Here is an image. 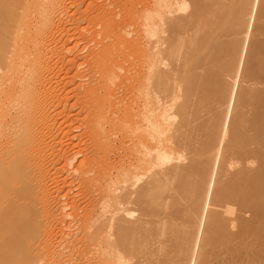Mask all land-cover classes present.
Here are the masks:
<instances>
[{
  "label": "bare ground",
  "instance_id": "bare-ground-1",
  "mask_svg": "<svg viewBox=\"0 0 264 264\" xmlns=\"http://www.w3.org/2000/svg\"><path fill=\"white\" fill-rule=\"evenodd\" d=\"M65 4L66 0H0V264H35L38 255L35 257L33 250L37 244L29 242L30 237L38 230L35 226L42 214L57 210L48 184L53 176L47 180L52 171L49 161L56 170L54 175H70L72 167L68 166L77 159L76 154L81 155V149L75 151L80 144L72 146L74 151L71 144L68 149L75 154H67L66 135L57 141L60 130L56 122L49 123L57 110L41 102L45 92L41 97L37 94L40 100L35 98V86L40 87L43 78L41 69L37 77V67L45 68L43 64L56 51L62 33L57 31L60 36L56 37L55 30L68 13ZM88 8L92 9L91 5ZM134 10L132 79L119 86L117 111L101 105L98 127L87 130L91 132L87 138L99 148L95 156L102 160L97 163L94 150H86L92 151L88 157H94L99 167L93 168L94 162L92 168L87 166L85 152L82 156L87 159L81 156L73 170L82 188L77 191L80 198L78 193L73 198L75 202L84 198L85 202L81 201L86 205L80 206L84 214L82 209L76 210L79 206L72 203L74 199L71 205V199H65L68 206L63 202L78 211L74 213L78 227L70 233L77 243L68 249L54 241V245L48 241L50 246L45 248L39 244V257L42 252L70 256L69 264L74 263L71 258L79 257L74 264H264V0H146L142 8ZM107 12L98 11L94 17H107ZM116 25L113 16L103 28L105 39L112 37ZM51 36L53 42L47 45L54 43L55 47H45L53 51L48 56L41 45ZM104 56L99 53L89 69H102ZM69 57L65 60L74 62ZM49 69L46 72H52L53 67ZM100 73L89 76V80L102 85L99 82L105 77ZM40 85V90L47 89L48 84L45 90L42 82ZM47 94L45 98L51 96ZM66 143L69 147L70 142ZM63 158L65 164L61 166ZM68 176L61 177L62 182L55 181L57 189L60 184L64 187L74 182L75 178L68 182ZM59 195V199L66 197ZM54 215L58 214L49 218L56 219ZM54 219L52 224L59 220ZM53 228L42 232L50 240L56 234Z\"/></svg>",
  "mask_w": 264,
  "mask_h": 264
},
{
  "label": "rangeland",
  "instance_id": "rangeland-1",
  "mask_svg": "<svg viewBox=\"0 0 264 264\" xmlns=\"http://www.w3.org/2000/svg\"><path fill=\"white\" fill-rule=\"evenodd\" d=\"M69 1V4L67 3ZM120 1V2H119ZM143 1L145 2L146 0H66V4H67V11H68V13L66 14V13H64V15L61 17L62 19H64V20H62L63 22L61 23V22H59V23H57V26L59 27V25H60V29H62V26H64L63 28L64 29H62V30H59V28L57 27V29L55 30L56 32H55V35L59 32L60 33V35H61V33H62V36H60L59 35V33L56 35V37H58V36H60V37H58L59 39L57 40V42L58 43H61V44H59L58 45V43H56V47H55V44L53 45H51L50 44V46L49 47H55L56 48V51H54V55H53V51H52V49L50 48V50H48L47 48H49L48 47V45H49V43L48 42H53L52 41V36L51 37H49L50 39H47V42L46 43H44V45H41L42 47H44V48H42L41 47V49H43V53H45L46 54V52H49L50 54L48 55V56H50L51 54L54 56H50L49 58H51L50 60H48L47 59V62L50 64L52 61H53V59H56V61L54 60L53 61V64L51 63V65H49L48 63H46V64H43V65H45L46 67L45 68H47L48 66H50L48 69H49V71L51 70V66L53 67V69H52V72L51 73H53L54 74V72L56 73V74H54V76H53V74L51 75L50 74V72H46V70H48V69H46L45 70V68H44V66H41L42 68H44L43 70H42V68L40 67H37V69H39V71L37 70V73L39 72L40 73V69H41V74L40 75H42L41 76V78L43 77L44 78V74L46 73H48L47 75H48V77H47V75L45 76V80H40L41 82H42V87H43V89L45 90V87H46V85H47V91L45 90V91H43V90H40V89H42V88H40L41 87V82H40V84L38 83L39 81H38V78L37 77H39L40 78V76H38L39 75V73L37 74V77L35 78V81H36V79H37V81L38 82H36V84L38 83L39 84V86L40 87H38V86H35V85H33V86H35V92H36V95L38 94L40 97L44 94V92H45V94H47V93H50L49 95H51V96H48L50 99H51V101L55 104H53L52 106H51V101H50V99L47 97V98H45L46 96H42L41 98V102L43 101H46L47 102V100H48V102H50V103H46V102H44V104L45 105H50V107H53V110H54V107L56 108L55 109V111L57 110H59L58 111V114L59 115H61V116H58V114H56L57 113V111H56V113H53L52 115H51V117L53 118H51V117H49L52 121H49V123L51 122V124H53L52 122L54 121V123H55V127H57L56 129H58V130H60V132L59 133H61L60 134V136H59V138H58V140L57 141H59V139H62L63 140V138H64V135H66L65 136V138L68 140H66L65 138V140L64 141H66V142H70L69 143V147H68V145H66L67 143L66 142H64V145L67 147H65V149H68V148H70V145H71V151L73 150H75L76 148H74L73 149V145H74V147H77V146H80V148L79 147H77V149L75 150L76 151V153H77V151L78 152H80L81 151V155L80 154H76V156H78V157H76L77 159H75V160H72V164L71 165H69L68 167H72L71 169H72V172H71V174L69 175V173L70 172H62L63 173V175L60 173V174H58V175H54V172H56V170H54V168H52V166H49V164H50V161H49V164H48V167L52 170V171H50V175H49V178H47V180H49L52 176V178L49 180V187H50V189H53V196L52 197H54V199H52V197H51V200L53 201L52 203L54 204L55 202V204L53 205V207H55L54 208V210L55 209H57L55 212H56V214H60V216L58 217V215L56 216V215H54L55 217H56V219L58 218L59 220H58V222H56L57 220L56 219H54V218H49V215H50V217H51V215H53V214H55V212L53 213V214H49V213H45L44 212V214H42V218H40V221L42 222H40V221H38V226H35V231L36 232H34L33 233V235H32V237H30V238H28L27 237V239L29 240V242H31L32 244H33V242L34 243H36L37 244V247H39V244H40V247L42 246V248H45L47 245H48V241L51 243V242H56V243H54L55 245H58V247H60V246H63V244H64V246L66 247H64V249H68V248H72V246H73V243H74V245H76V243L77 242H75V239L73 238V236L72 235H70V233L72 232V230L73 229H75V228H77L78 227V225H77V218H76V214H74V213H77L76 212V210H78V209H80L79 210V212H81V209L86 205V203L84 204V198L82 197L81 199H79L80 200V203L82 202V201H84V202H82L83 204H81V205H79L77 202H79V200L77 199V202H75L76 200L73 198V197H77L78 195V197L77 198H80V191H79V189L78 188H80V186H78L79 185V183H80V180H79V178H78V175H76V178L73 176L74 175V173H75V171H73V170H75L76 169V167H78L77 166V164H79V161L80 160H82V155H84V153L86 152V154H85V156L87 155V157L88 156H91V154H93L92 153V151L93 152H95V150H97V149H99V148H97V144H96V142H92L91 140H90V138L88 139L87 137L88 136H90V134L89 133H91V132H87V130H88V128H89V130L88 131H92V128L93 127H98V124H96L98 121H97V118H98V116H99V112H100V110H101V105H103V104H105V106L107 107V108H111V109H113V110H115L116 108V104H118L117 103V101H119L118 99H119V96H120V93H119V86H122L123 85V87L126 85V84H128L130 81H131V79H132V67H133V62H134V47H133V37H134V35L132 36V34L134 33V31H132L133 29H134V25H132V24H134V17H135V14H136V11L134 10V8L135 9H137V8H142V5H143ZM78 2V3H77ZM96 2V3H95ZM119 2V3H118ZM72 3H74V4H72ZM105 5H104V4ZM65 4V5H66ZM76 4H81V6H79V5H76ZM91 5V7H92V9H90V8H88L89 6ZM135 5H136V7H135ZM140 7H139V6ZM70 6V7H69ZM96 6H98V7H95ZM100 6H102V7H100ZM78 7V8H77ZM77 8V9H76ZM112 8V9H111ZM93 9H94V11H93ZM103 10L104 11V9H106V10H108V12H107V14H106V16L107 17H105V15H100V17L102 16V18H97V17H94V15H96V14H98V11H99V13H100V11L101 10ZM111 9V10H110ZM92 10V11H91ZM90 11H91V14H90ZM69 12H70V14H69ZM75 12H77V13H75ZM113 12V13H112ZM134 12H135V14H134ZM109 13H110V15H109ZM118 13V14H117ZM71 14H72V16H71ZM74 14V15H73ZM90 14V15H89ZM93 14V15H92ZM80 15H83V16H81L82 18L80 19V18H78V16L80 17ZM86 15H88L89 17L88 18H85V17H87ZM111 15H113L114 16V20L116 21V23H117V25H116V29H115V32L112 34V37H109V38H106L105 39V35H104V33H103V28L105 29V27L104 26H108L109 24H110V20H111V18L113 17V16H111ZM75 16H77V17H75ZM71 17V18H70ZM72 17H74V19L75 18H77V19H75L74 21H72ZM83 17H84V19H83ZM91 17H92V19H91ZM94 18V19H93ZM97 18V19H96ZM106 18H107V21H108V23H106L107 21H106ZM125 18V19H124ZM79 19H80V21H79ZM99 19V20H98ZM109 19V20H108ZM82 20H84V21H82ZM98 20V21H97ZM104 20V21H103ZM68 21H71L70 23L68 22ZM84 22V23H82V22ZM90 21H91V23H90ZM106 21V22H105ZM76 22V23H75ZM80 22V24H78ZM100 22H101V24H100ZM75 23V24H74ZM90 23V24H89ZM59 24V25H58ZM62 24H64V25H62ZM72 24H73V26H72ZM78 24V25H77ZM96 24H97V26H96ZM62 25V26H61ZM68 25V26H67ZM70 25H71V27H70ZM80 25V26H79ZM102 25V27H100V26ZM75 26V27H74ZM82 26H83V28H82ZM73 27V28H72ZM84 27H85V29L87 30L88 29V27H89V30H83L84 29ZM67 28H68V30H67ZM69 28H71V29H69ZM80 28V29H79ZM64 30V32H62ZM73 30V31H72ZM80 30V31H79ZM96 30V32H94ZM101 30V31H100ZM58 31V32H57ZM61 31V32H60ZM71 33H69V32ZM72 31V32H71ZM82 31V32H81ZM91 31H93V32H91ZM129 31H132V32H130L129 33ZM68 32V33H67ZM78 32V33H77ZM90 32V33H89ZM121 32V33H120ZM128 32V33H127ZM65 33V34H64ZM89 33V34H88ZM99 33V34H98ZM101 33V34H100ZM119 34H121V36L119 35ZM128 34V35H127ZM67 35V38H65V36ZM76 35H78V36H76ZM92 35V36H91ZM94 35V36H93ZM75 36V37H74ZM80 36V37H79ZM84 36V37H83ZM86 36V37H85ZM89 36V37H88ZM70 39H69V38ZM99 37V38H98ZM121 37V38H120ZM129 37V38H128ZM132 37V38H131ZM73 38V39H72ZM90 38V40H88ZM95 39V40H94ZM101 39V40H100ZM116 39V40H115ZM131 39V40H130ZM48 40H50V41H48ZM68 40V41H67ZM77 40V41H76ZM83 40V41H82ZM111 41V43H108V41ZM88 41H89V43H88ZM105 41V42H104ZM107 41V42H106ZM109 41V42H110ZM115 41V42H114ZM83 42V43H82ZM95 42H97V43H95ZM100 42L102 43V44H100ZM47 43H48V45H47ZM74 43V44H73ZM86 43V44H85ZM45 44L47 45V46H45ZM83 44H85V46H82ZM95 44H97V45H95ZM98 44H100V45H98ZM111 44V45H110ZM116 44V46H114ZM64 45V46H63ZM79 45V46H78ZM82 46V48H81V46ZM90 45V46H89ZM59 46H61V47H59ZM68 46V48L67 49H69L68 51H66L67 49H65V51H64V48H66V47ZM72 46V47H71ZM99 48V50H98V48ZM105 46H107V47H105ZM45 47H47V48H45ZM59 47V48H58ZM76 47V48H75ZM89 47V48H88ZM92 47H94V48H92ZM102 47V48H101ZM61 48V49H60ZM78 48H79V50H78ZM87 48V49H86ZM96 48V49H95ZM105 48H107L106 49V51H105ZM48 50V51H45V50ZM58 49V50H57ZM72 49V50H71ZM77 49V50H76ZM82 49V50H81ZM74 50H75V54L73 53L74 52ZM103 50V51H102ZM45 51V52H44ZM51 51V52H50ZM61 51H63V52H60ZM70 51V52H69ZM81 51H82V53H81ZM105 51V52H104ZM64 52H65V56L63 57V55H64ZM88 52V53H87ZM108 52V53H107ZM110 52V53H109ZM63 53V55H61ZM72 53V54H71ZM79 54V56H77L78 54ZM95 55H94V54ZM99 53H105V56L103 57L104 59L102 60V62H103V67H102V69H100L99 71L97 70H95L94 68H92L93 67V65H95L96 64V62H95V60H96V58L98 57V55H99ZM118 53L119 55H116V54ZM44 54V55H45ZM59 54V55H58ZM82 54V55H81ZM90 54V55H89ZM57 55V56H56ZM71 55H72V57H71ZM116 55V56H115ZM60 56V57H59ZM67 56H70L69 57V59L70 60H73L74 62H69V60H65V58L67 57ZM73 56H74V59H73ZM84 56H86V57H84ZM90 56H92V57H90ZM94 56V57H93ZM108 56V57H107ZM53 57V58H52ZM77 57L80 59H78L77 61H75L76 59H77ZM84 57V58H83ZM88 57V58H87ZM120 57V58H119ZM34 57H33V54H32V58H30V64H31V67H32V59H33ZM61 58V59H60ZM81 58H82V60H81ZM58 59H59V61L60 60H63V61H58ZM67 59V58H66ZM116 59H118V60H116ZM112 60V61H111ZM51 61V62H50ZM64 61H66L65 63H64V65H63V62ZM84 61V62H83ZM55 62H57L58 64H60L61 62V64L62 65H57V63H55ZM82 63L83 62V64L81 65H78V64H76V63ZM86 62H87V64H86ZM95 62V63H94ZM107 62H109V63H107ZM116 62V63H115ZM74 63H75V65H74ZM92 63V64H91ZM94 63V64H93ZM106 65H105V64ZM119 65H118V64ZM48 64V65H47ZM109 64V65H108ZM68 65V66H67ZM70 65V66H69ZM71 65H73V66H71ZM115 65V66H114ZM56 66V67H55ZM59 66V67H58ZM65 66V67H64ZM75 66H78V68H79V70H78V68L77 67H75ZM84 66V67H83ZM86 66V67H85ZM89 66H92L91 67V69H89ZM107 66H108V68H107ZM68 67V68H67ZM115 67H117L116 69H115ZM33 68H34V66H33ZM32 68V69H33ZM64 71H63V70ZM69 69V70H68ZM67 70V72H65ZM72 70V71H71ZM87 70H89L90 71V73H88L87 72ZM34 71V70H33ZM54 71V72H53ZM68 71H69V73H68ZM103 71V72H102ZM114 71V72H113ZM42 72L44 73V74H42ZM63 72V73H62ZM71 72V73H70ZM91 72H92V74H91ZM93 72H95V73H100L99 75H101V74H103L102 75V78L103 77H105V78H103L102 79V81H100L99 83H101L102 85H100V84H98V80H95V79H93V78H90V80H89V76H93L94 75V77H96V76H98V73H97V75L95 74V73H93ZM127 72V73H126ZM67 73V74H66ZM80 73V74H79ZM115 73V74H114ZM33 74H35V73H33ZM60 74H62V75H60ZM85 75V77H84V75ZM90 74V75H89ZM108 74V75H107ZM57 75H59V76H57ZM82 75H83V77H82ZM96 75V76H95ZM115 75V76H114ZM57 76V78L55 79V77ZM61 76V77H60ZM63 76H65V77H63ZM113 76V77H112ZM52 78V80H53V83H52V80L50 79V78ZM109 77V78H108ZM117 77V78H116ZM121 77V78H120ZM47 78V79H46ZM70 78V79H69ZM73 78V79H72ZM75 78V79H74ZM111 78H114V81L113 82H111ZM119 78V79H118ZM66 79V80H65ZM95 80V81H91V80ZM121 79V80H120ZM46 80H48V81H46ZM59 80H60V82H59ZM64 80H65V82H64ZM72 80V81H71ZM82 80V81H81ZM85 80H87L86 82H85ZM119 80V81H118ZM44 81H46V82H48V83H46V82H44ZM108 83H107V82ZM118 81V82H117ZM46 84H44V83ZM54 82H56V84L54 83ZM64 82V83H63ZM71 82H73V83H71ZM91 82V83H90ZM96 82V83H95ZM50 83V84H49ZM58 83V84H57ZM69 83H71V84H69ZM85 83V84H84ZM90 83V84H89ZM107 83V84H106ZM122 83V84H121ZM124 83V84H123ZM37 84V85H38ZM80 84V85H79ZM88 84H89V86H88ZM61 85V86H60ZM77 85V86H76ZM104 85V86H103ZM45 86V87H44ZM49 86V87H48ZM98 86H100L99 88H98ZM85 87V88H84ZM88 87V88H87ZM102 87V88H101ZM116 87V88H115ZM68 88V89H67ZM72 88V89H71ZM84 88V90H82ZM99 90H98V89ZM104 88V89H103ZM118 88V89H117ZM38 89L40 90V91H42L41 92V94H40V92L38 91ZM53 89V90H52ZM64 89H66V90H64ZM75 89V90H74ZM101 89V90H100ZM121 89V88H120ZM37 90V91H36ZM50 90V91H49ZM69 90H72V92H70ZM73 90H74V92H73ZM80 90H81V92H80ZM96 90H97V92H96ZM116 90V91H115ZM118 90V91H117ZM49 91V92H48ZM34 92V93H35ZM39 92V93H38ZM56 92V93H55ZM67 92V93H66ZM76 92H78V95H77V93ZM94 92V93H93ZM72 95H71V94ZM75 93V94H74ZM112 93V94H111ZM117 93V94H116ZM118 93H119V95H118ZM62 94V95H61ZM74 94V95H73ZM96 94V95H95ZM101 94V96L99 97V95ZM116 94V95H115ZM35 95V98H39V100H40V97L37 95L36 96ZM54 97H56V98H54ZM59 95V96H58ZM64 95V96H63ZM68 95V96H67ZM88 95H90V96H88ZM63 96V97H62ZM66 96V97H65ZM69 96H70V98H69ZM89 98H88V97ZM98 96V97H97ZM114 96V97H113ZM87 97V98H86ZM63 98V99H62ZM67 98H69V99H67ZM73 98V99H72ZM77 98V99H76ZM80 98V99H79ZM104 98V99H103ZM118 98V99H117ZM55 99V100H54ZM80 101H79V100ZM111 99V100H110ZM66 100H68V103L66 102ZM76 100H77V102H76ZM103 100V101H102ZM74 101V103H71V102H73ZM95 102L94 104H92V102ZM40 102V101H39ZM40 102V103H41ZM42 102V103H43ZM86 102V103H85ZM100 103V105H99V103ZM57 103V104H56ZM66 103H67V105H66ZM71 103V104H70ZM116 103V104H115ZM75 104V105H74ZM87 104V105H86ZM92 104V105H91ZM59 105V106H58ZM63 105H65L66 106V109L64 108V106ZM73 105V106H72ZM77 105V106H76ZM68 106H70V107H68ZM85 106L87 107V108H85ZM49 107V106H48ZM49 107V108H50ZM60 107H62V108H60ZM84 107V108H83ZM94 109H93V108ZM64 108V109H63ZM70 108V109H69ZM71 108H73V109H71ZM89 108V109H88ZM91 108V109H90ZM88 109V110H87ZM63 110V111H62ZM65 110V111H64ZM70 110V111H69ZM94 110V111H93ZM115 111H117V110H115ZM51 112V111H50ZM64 113V112H68V113H65V114H61V113ZM77 112V113H76ZM52 113V112H51ZM56 114V115H55ZM65 115H66V117H65ZM114 115H116L117 116V113L115 112V114ZM53 116H55V117H53ZM58 116V117H57ZM69 116V117H68ZM72 116V117H71ZM58 119H57V118ZM62 117H64L63 119H62ZM70 117H71V119H70ZM95 119H94V118ZM93 119V120H92ZM59 122H58V121ZM60 120H61V122H60ZM76 120V121H75ZM88 120H89V122H88ZM90 120H92V121H90ZM96 120V121H95ZM82 121V122H81ZM66 122V123H65ZM72 122V123H71ZM86 122H87V124H86ZM59 123V124H58ZM86 124V125H84V124ZM56 124H58L57 126H56ZM64 124H65V126H64ZM71 124V125H70ZM61 125V126H60ZM79 125V126H78ZM90 125V126H89ZM73 126V127H72ZM81 126V127H80ZM87 126V127H86ZM67 127H69V129L67 128ZM72 127V128H71ZM79 127V128H78ZM91 127V128H90ZM71 128V129H70ZM76 128V129H75ZM77 128H78V130H77ZM81 128V129H80ZM67 129V130H66ZM84 129V130H83ZM109 129V128H108ZM80 130V131H79ZM62 131V132H61ZM72 132V135H74L73 137H71L72 135H71V133L70 132ZM64 132V133H63ZM87 132V134L88 135H86L85 133ZM70 133V135H68ZM74 133V134H73ZM86 135V138H85V135ZM62 135V136H61ZM83 135V136H82ZM76 136V137H75ZM62 137V138H61ZM69 137H71V138H69ZM69 138V139H68ZM81 138L83 139V140H85V139H87V141L89 142V140L92 142V143H90L89 145H87L88 143H87V141L85 142V141H83V140H81ZM70 140V141H69ZM71 140H76L75 142V144H73L72 142L73 141H71ZM78 140V141H77ZM81 140V141H80ZM100 140V139H99ZM99 140H98V138H97V141L99 142ZM85 143H87L86 145H85ZM95 144V147L96 148H94L93 146H94V144ZM80 144V145H79ZM75 145H77V146H75ZM90 145H93V146H90ZM82 146H84V147H82ZM86 146H88V148L86 147ZM59 148H60V146H59ZM82 148H84L83 149V151H82ZM58 149V148H57ZM64 149V150H65ZM81 149V150H80ZM90 149L92 150L91 152H89L90 151ZM80 150V151H79ZM86 150H89V151H86ZM69 149H68V152H67V154H69V153H74L75 154V152H71ZM56 152H58V150L56 151ZM63 152V154H64V152L65 151H62ZM88 153H90V154H88ZM71 154H69L70 156H71ZM94 156L95 155H97V153L95 152L94 154H93ZM98 155H99V152H98ZM62 156H64V157H66L65 155H62ZM82 156V157H81ZM83 157V159H87V157ZM89 158V157H88ZM94 158V157H93ZM93 158L92 157H90L89 158V160H86V162L87 161H89V162H87L88 163V167H89V164H91L92 162H94L95 164H93V168H98L97 166H96V162L98 163V161H100L101 162V156L99 155V158H97L96 156H95V160H96V162L95 161H93ZM73 159V158H72ZM79 159V160H78ZM65 160H64V158L62 159V161H61V166L63 165V163L65 164V162H64ZM75 161V162H74ZM91 161V162H90ZM100 162H99V164L98 165H100ZM77 163V164H76ZM59 164V165H60ZM76 164V165H75ZM92 164L90 165V167L92 168ZM51 165V164H50ZM94 165H95V167H94ZM76 166V167H75ZM87 167V169H89ZM70 169V168H69ZM70 169V170H71ZM74 172V173H73ZM68 173V174H67ZM64 175H69L68 176V182H71V181H69V179H74V182L71 184V185H69V186H67V185H64V187L63 186H61L62 184H60L58 187V189H57V182H55L57 179H59L61 182H62V179L63 178H65L64 177ZM92 176H93V174H91ZM55 176V177H54ZM57 176V177H56ZM58 176H59V178H58ZM73 176V177H72ZM61 177H63V178H61ZM71 179V180H72ZM79 180V181H78ZM50 181H52L51 183H50ZM75 181H76V183H78V184H76L75 183ZM75 183V184H74ZM51 185V186H50ZM54 185V186H53ZM73 186H74V188L76 187V186H78V187H76L75 189L73 188ZM53 187V188H52ZM67 187H69L68 188V191H70V192H68L67 191V193H68V195L66 194V190H67ZM55 188V189H54ZM60 188H62L63 189V191H62V189L60 190ZM59 191H57V190ZM70 189V190H69ZM82 188H80V190H81ZM77 191H79V192H77ZM50 193V195H52ZM69 193H70V195H69ZM74 193V194H73ZM76 193H78V195L76 194ZM60 194V195H59ZM58 195H59V197H61L62 195H66V197H61L60 199L58 198ZM76 195V196H75ZM56 199V200H55ZM65 199H71V200H69L68 202L70 203V201H72L73 199V201H72V203L73 202H75L76 204H77V207L79 206V208H77L76 210H74L73 208H71V207H66V206H64V204L65 203H63L64 201L66 202L67 200H65ZM83 199V200H82ZM58 200H60V201H58ZM82 200V201H81ZM58 201V202H57ZM63 203V204H61V203ZM68 202H66V205H67V203ZM72 203H70V204H68V205H71ZM74 203V204H75ZM57 204V205H56ZM60 204L61 205H63L64 206V208L66 209H64V212H63V209H61L60 210ZM72 205L74 208H75V205ZM67 205V206H68ZM84 205V206H83ZM80 206H83L82 208H80ZM42 209V208H41ZM59 209V210H58ZM85 209V208H84ZM73 211V212H72ZM75 211V212H74ZM59 212H61V213H59ZM82 214H84V211H83V209H82V212H81ZM45 214H48V215H46L45 217H44V215ZM78 214V213H77ZM80 214V213H79ZM62 215V216H61ZM63 215H66V216H63ZM79 216H81V214L79 215ZM78 216V217H79ZM44 218H46L45 220H44ZM48 218L50 219V222L49 223H47L48 221H46V220H48ZM52 219V220H51ZM53 219L54 220H56L55 222H53V224H52V221H53ZM66 219V220H65ZM50 223L52 224V225H50ZM41 224H43L42 225V227H43V230H42V227L40 226ZM48 224V226H46ZM61 224V225H60ZM64 224V225H63ZM37 225V224H36ZM50 225V226H49ZM70 225V226H69ZM73 225V226H72ZM77 225V226H76ZM40 226V227H39ZM49 227V228H46V227ZM38 227V228H37ZM50 227L51 228H56V234H54V240H50L51 239V237H49V235L48 234H46L47 232V230L48 229H50ZM64 227V228H63ZM75 227V228H74ZM37 228V229H36ZM53 228V229H54ZM46 229V235L48 236V238H47V236L45 235L44 236V233H42V232H44V230ZM67 229V230H66ZM70 229V230H69ZM41 231V234H40V231ZM49 231V230H48ZM59 231V232H58ZM61 233V234H60ZM35 234V235H34ZM60 235V236H59ZM34 236L36 237V236H38V237H36V238H34ZM41 236H44L45 237V239H44V237H43V240L41 241V239L42 238H40ZM66 236V237H65ZM61 238H62V240H61ZM26 239V240H27ZM34 239V240H33ZM36 239V240H35ZM47 239V240H46ZM49 239V240H48ZM28 240H27V242H28ZM45 240H46V242H47V244H43L42 245V242L44 243L45 242ZM73 242H72V241ZM36 241V242H35ZM39 241H41V243L39 242ZM29 242H28V244H29ZM38 242V243H37ZM30 243V244H31ZM58 243V244H57ZM60 243H61V245H60ZM72 243V244H71ZM29 244V245H30ZM36 244H34V246L36 245ZM51 244H53V243H51ZM53 244V245H54ZM66 244V245H65ZM27 245V244H26ZM45 245V247H43ZM52 245V246H53ZM31 246V245H30ZM48 246H50V244L48 245ZM33 247V246H32ZM35 248L34 250H33V252L34 251H36L35 253H36V255H34L35 253H33V255L36 257L37 255H38V259L37 260H35V264H46V263H48V264H53V262H55L56 264H57V261L60 263V264H63V263H61V262H65V261H67L68 260V258H70V256L69 257H67V256H60V257H57V256H51L50 254H45L44 252H42L41 253V257H39L40 255H39V249L38 248ZM39 247V248H40ZM61 248V247H60ZM41 251V250H40ZM71 251V250H70ZM69 251V252H70ZM48 255V256H47ZM64 257V258H63ZM41 258H43L42 260H41ZM52 258V259H51ZM57 258V260L55 261V259ZM53 259H54V261H53ZM60 259V260H59ZM80 259V257L79 258H71V261L72 262H74V263H76V261L77 260H79ZM41 260V261H40ZM74 260V261H73ZM44 262V263H43ZM50 262V263H49ZM52 262V263H51ZM58 263V264H59ZM70 262H69V260L67 261V264H69ZM74 263H72V264H74ZM64 264H66V263H64Z\"/></svg>",
  "mask_w": 264,
  "mask_h": 264
}]
</instances>
